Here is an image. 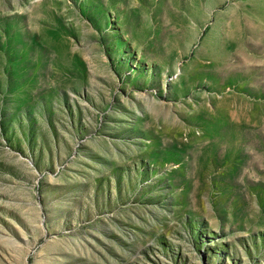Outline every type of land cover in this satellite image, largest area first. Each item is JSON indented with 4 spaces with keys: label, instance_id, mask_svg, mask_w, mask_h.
<instances>
[{
    "label": "rangeland",
    "instance_id": "rangeland-1",
    "mask_svg": "<svg viewBox=\"0 0 264 264\" xmlns=\"http://www.w3.org/2000/svg\"><path fill=\"white\" fill-rule=\"evenodd\" d=\"M0 264H264V0H0Z\"/></svg>",
    "mask_w": 264,
    "mask_h": 264
}]
</instances>
